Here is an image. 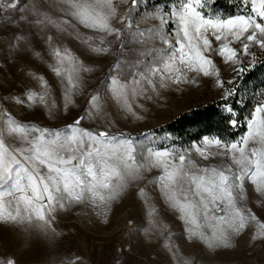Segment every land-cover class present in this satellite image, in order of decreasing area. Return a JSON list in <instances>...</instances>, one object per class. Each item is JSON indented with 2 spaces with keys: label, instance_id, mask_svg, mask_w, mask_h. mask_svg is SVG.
I'll return each instance as SVG.
<instances>
[{
  "label": "snow or ice",
  "instance_id": "1",
  "mask_svg": "<svg viewBox=\"0 0 264 264\" xmlns=\"http://www.w3.org/2000/svg\"><path fill=\"white\" fill-rule=\"evenodd\" d=\"M204 2L178 0L156 8L137 21L133 11L138 0H131L128 11L123 13L120 9L126 0L118 3L54 0L53 8L67 19L45 15L40 20L37 14L34 22L65 31H75L76 24L93 30L95 37H87L85 43L95 54H107L114 44L124 49L125 36L134 33L138 46L151 45L152 56L142 65H136L135 71L121 68L117 61L120 71L110 76L108 88L118 105L136 115L130 97L152 100L164 90H180L181 85L190 82L188 73H194L197 77L214 78L222 89L221 107L227 114V127L241 129V134L235 139L219 134L204 135L199 143L193 141L187 148L175 143L170 147H153L124 133L83 127L84 116L77 117L62 130L29 126L9 116L7 125L0 126V220L54 233L51 225L58 209L72 202L88 201L107 209L130 181L144 178L145 173L156 169L159 175L153 178L154 183L159 184L160 195L179 214L190 237H199L210 247L227 246L232 233L241 232L253 222L258 225V234L264 237V222L246 203V183L250 182L264 206V100L255 101L248 114L242 116L237 105L243 100L235 99L240 92L236 80L242 79L245 72L244 60L251 56L247 70L255 67L256 55L251 47L258 45L264 50V0H250V9L249 0H242V11L227 17L206 13ZM19 9L20 0H8L6 5L0 4V18ZM29 11L24 9V13ZM21 18L28 17L22 14ZM148 20L158 23L141 31L140 24ZM17 40L26 43L23 37ZM212 54H218L233 67L231 80L222 79ZM53 56L57 65L69 66L64 71L59 66L53 67L62 80L67 72L70 86L65 89L67 107L75 103L74 93L81 90L84 74L90 73L92 67L67 49L62 52L56 48ZM35 79L44 94L37 96L31 88H26L21 95L26 94L29 101L38 98L41 104H46L48 81L43 76ZM73 81H78L79 86ZM259 95L264 97V90ZM102 110L101 98L90 94L86 115L92 117ZM163 139H168V134ZM210 159L216 163L208 164ZM205 225L211 229L210 234L205 231ZM0 264H17V261L12 256L0 255ZM61 264H82V261L79 257H69ZM183 264L192 261L185 260Z\"/></svg>",
  "mask_w": 264,
  "mask_h": 264
},
{
  "label": "rangeland",
  "instance_id": "2",
  "mask_svg": "<svg viewBox=\"0 0 264 264\" xmlns=\"http://www.w3.org/2000/svg\"><path fill=\"white\" fill-rule=\"evenodd\" d=\"M7 2L0 0V4L6 5ZM114 2L118 3L119 0ZM53 3L54 0H20L19 10L0 18V126L7 125L8 117L11 116L17 122L29 126L62 130L77 117L84 116L83 127L107 129L113 134L124 133L148 146H161L168 139H163L165 135L153 130L171 120L168 116L174 112L160 110V98L144 100L143 97H137L135 100L130 97L129 103L136 107L134 117L122 111L120 118H88L86 107L90 86L87 73L84 74L82 86H79L78 81H73L81 90L74 93L75 103L65 107V89L70 87L67 84V72L62 80L55 74L53 67L59 66L64 71L69 66L57 65L53 50L59 48L63 52L67 49L81 60L88 51H81L74 44L77 40L74 37L90 29L76 24L75 31H65L53 25L35 23L37 14L40 20L45 15L52 19L57 16L67 19L53 8ZM130 3L131 0H126L120 9L122 13L128 11ZM146 3L147 0H138V6L133 11L137 21L156 10L148 9ZM248 7L250 9V0ZM24 9L30 11L24 13ZM22 14L28 18H21ZM155 23L158 21H143L140 24L141 31ZM19 37H23L26 43H18ZM126 40L136 42L138 37L133 33L125 36L124 44ZM135 47L125 45L119 52H133ZM138 51L142 55L141 65L152 56L151 45L147 48L139 46ZM251 51L256 57L264 53L258 45L252 46ZM212 59L219 67L222 79L231 80L233 67L218 54H212ZM251 61L252 57H247L242 66L248 68ZM38 76H43L50 86L46 104H41L38 98L29 101L26 94L21 95L26 88H31L37 96L44 94L42 86L35 79ZM188 76V84L207 80L208 93H203V100L221 99L222 89L215 84L214 78L197 77L194 73H188ZM194 105L196 103L188 102V107ZM207 163L214 164L216 161L210 159ZM201 166L205 165L202 163ZM158 175L159 171L153 169L145 173L144 178L130 181L107 209H101L90 201L66 204L55 213L51 225L54 233L27 224L0 220V255L14 257L17 264H61L62 260L69 257H79L82 264H183L185 260L192 261V264H264V237L258 234L255 222L239 233H232L227 246L218 244L210 247L199 237H190L179 214L160 195L159 184L153 180ZM246 190L247 207L264 222V206L260 202L262 198L254 192L250 182L246 183ZM205 231L211 233L207 225Z\"/></svg>",
  "mask_w": 264,
  "mask_h": 264
},
{
  "label": "trees",
  "instance_id": "3",
  "mask_svg": "<svg viewBox=\"0 0 264 264\" xmlns=\"http://www.w3.org/2000/svg\"><path fill=\"white\" fill-rule=\"evenodd\" d=\"M176 2L178 0H147L146 7L148 9L164 8L165 4L170 5ZM242 9V0H205L204 2L206 13H217L224 17L240 13ZM247 69L245 68L242 79L236 80L240 92L235 99L243 100L242 104L237 105V110L242 116L248 114L255 101L264 100V97L259 95L260 91L264 90V53L256 57L255 67L251 71ZM222 103L221 99L199 103L154 129L153 131L159 135L168 134V140L161 146L170 147L175 143L177 146L186 148L193 141L199 142L204 135L219 134L222 137L235 139L241 134V129L234 130L227 127L225 119L227 114L223 112Z\"/></svg>",
  "mask_w": 264,
  "mask_h": 264
},
{
  "label": "crops",
  "instance_id": "4",
  "mask_svg": "<svg viewBox=\"0 0 264 264\" xmlns=\"http://www.w3.org/2000/svg\"><path fill=\"white\" fill-rule=\"evenodd\" d=\"M78 35L79 36L74 37L78 40H76L74 44L77 45L81 51H88L87 56L82 58L81 61H83L85 65L92 67V71L88 76L90 89L87 95L89 96V101L90 94L95 93L101 98V103L103 105L102 112L93 115L92 117L88 116V118L96 117L101 120H105L110 116L120 118L122 114L121 112L126 110L111 98V91L108 88L110 76L116 75L120 71V69L117 68V61H119L121 68H124L125 70L135 71V66L138 64L141 65L140 59L142 55L140 56L138 51L139 46L135 44V41L128 42L126 40L124 45L136 46V50L133 52H130V50L119 52V45L114 44L111 51L107 54H95L89 50V45L85 43L87 37H95L93 30L79 32ZM128 79L130 80L131 77H128ZM208 87L207 80L205 82L201 80L197 83H185L181 85L180 90L174 88L164 90L158 97L161 101L163 100L162 102L160 101L159 109L173 111L174 114L168 116L169 118H173L199 103L208 102L209 100L202 99L203 93H208ZM88 96L86 98H88ZM135 100L137 99L135 98ZM188 102L196 103V105L188 107ZM110 104L112 105L111 107L109 106ZM86 108H88V106ZM133 110H136V107H133ZM110 111L112 112V115L110 114ZM131 116L134 117V115Z\"/></svg>",
  "mask_w": 264,
  "mask_h": 264
}]
</instances>
